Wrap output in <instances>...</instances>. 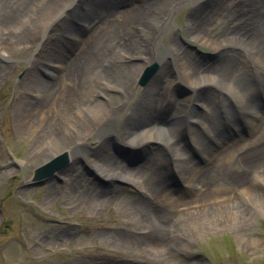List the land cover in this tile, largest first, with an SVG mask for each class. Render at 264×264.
<instances>
[{
  "label": "bare ground",
  "instance_id": "1",
  "mask_svg": "<svg viewBox=\"0 0 264 264\" xmlns=\"http://www.w3.org/2000/svg\"><path fill=\"white\" fill-rule=\"evenodd\" d=\"M131 1L0 0V58L10 60L20 50L38 71V65L45 66L41 77L36 74V69L32 70L28 82L20 87L21 95L13 119L16 129L34 143L27 163H32L41 152L50 156H56L63 150L73 152L89 139L97 148L108 150L116 135L117 140L124 136V141L134 146L163 148L174 166L177 169L181 166L178 170L188 194L199 196L202 208L178 215L172 212L170 204L173 198L166 192V187L163 188L162 183L161 186L148 185L142 170L120 163L112 153L102 161L96 157L89 160L85 156L96 174L112 182L135 185L145 193L141 206L146 216L139 217L142 227L135 230L151 238L149 246L152 250H144L146 254L169 255L166 246L172 242L164 236L167 231L170 233L177 228L175 236L178 237L189 228L199 229L204 220L210 225L220 226L227 222L234 225L232 227L242 225L244 229L240 230H245L255 222L251 209L262 210L264 216V124L256 125L254 121L261 118L264 123V114L254 107L252 101L255 90V93H264V19L261 16L264 7L258 6L263 0H192L198 15L189 19L187 27V38L195 42L207 38L204 43L213 46L214 50L224 46L247 49L263 72L257 89L254 90L250 83L246 91L240 87V81L244 80L243 66L223 69L196 63L191 54L182 51L179 42L174 40L170 47L174 55L172 67L177 70V76L168 79L170 62L159 61V72L164 80L162 85L158 81L157 84L153 82L145 91L147 101L138 100L129 115L115 125L108 121L114 115L109 109L120 106L122 99L109 106L94 98L98 93L104 95L108 89H122L107 75L109 69L119 62L138 59L133 80L139 79L154 60L148 51L139 56L138 48L132 43L143 34L151 48L157 49L161 33L170 24L171 10L188 0H141L139 5L127 10L126 6ZM207 3L211 6L205 9ZM218 20L224 25L221 31L214 24ZM61 44L65 47H59ZM48 61H53V64L46 65ZM250 75L251 72L247 76ZM178 81L185 82L193 90L214 87L223 98L232 99L249 118L257 138L236 151L225 136L226 131L234 126L232 119L216 126V123L207 122L200 113H195L193 108L177 106L172 88ZM163 110L165 117L174 112V118L182 119L177 131L183 127L189 131L191 142L187 141L186 145H189V150L195 149L197 154L199 151L203 155L205 166L201 167L186 149L180 147L176 128L168 127L166 118L155 119V115ZM62 111L68 114L60 118ZM82 123H85L83 128ZM199 125L209 138L206 144L199 143L197 138L201 134L193 129ZM234 162L235 170L223 169ZM27 163L24 166H28ZM220 185L226 188L220 190ZM229 189L228 193H223ZM238 200L252 208L245 207L246 211ZM110 202L111 199L97 195L90 208L102 210ZM202 212L205 213L203 221L199 218Z\"/></svg>",
  "mask_w": 264,
  "mask_h": 264
},
{
  "label": "rangeland",
  "instance_id": "2",
  "mask_svg": "<svg viewBox=\"0 0 264 264\" xmlns=\"http://www.w3.org/2000/svg\"><path fill=\"white\" fill-rule=\"evenodd\" d=\"M191 1L173 7L170 24L161 33L157 49L151 48L143 34L138 35L132 43L138 48L139 56L148 51L154 60L148 68L155 66V69L145 83L142 84L141 79L144 72L139 79L133 80L138 59L119 62L109 69L107 75L122 89H108L104 95L98 93L94 98L109 106L122 99L120 106L109 109L114 113L108 120L112 124L118 125L128 116L138 100L147 101L144 98L145 91L153 82L162 85L164 80L159 72V61L170 62L167 68L168 79L177 76V70L172 67L174 55L170 47L174 40L179 42L182 51L191 54L196 63L223 69L233 65L243 66L244 80L240 81L242 90L246 91L248 83L254 90L260 86L259 80L263 72L253 62L247 49L224 46L214 50L213 46L204 43L207 38H201V42L187 38L189 19L198 15ZM140 2L141 0H132L126 9L130 10ZM208 5L211 6L207 3L205 9ZM258 6L264 7V0L259 1ZM261 16L264 19V12ZM214 24L218 26V31L224 26L219 20L214 21ZM59 47L65 46L61 44ZM28 58L20 50L10 60L0 58V264H264L263 212L251 209V205H246L241 200H238L241 207L251 209V217L255 218V222L245 230H240L244 229L242 225L232 227L234 225L228 222L220 226L210 225L203 221L205 213L202 212L199 218L203 225L199 229H188L186 223L188 231L181 236H175L177 228L170 233L165 232L167 241L172 242V245L169 243L166 246L169 255L145 253L144 250H152L149 246L151 238L135 230L142 227L138 222L139 217L146 216L141 206L146 198L145 193L135 185L112 182L96 174L89 160L96 157L102 161L112 153L120 163L142 170L148 185L161 186L162 183L166 192L172 195L170 205L173 214L181 215L202 208L200 197L188 194L186 184L180 177L181 171L178 170L181 166L177 169L163 148L134 146L124 141V136L117 140L115 135L108 150L97 148L89 139L73 152L63 150L56 156L41 152L32 163H27L34 143L29 136L16 129L13 119L17 112L16 103L21 95L20 87L28 82L30 72L37 70ZM47 63L50 66L53 61ZM38 68L40 70L36 74L41 77L45 66L38 65ZM247 69L251 72L250 76H247L250 74ZM255 92L252 96L254 107L261 109L264 114V93ZM172 96L177 100V106L190 110L193 108L195 113H200L207 122L216 123V126L232 119L234 126L226 131L225 136L236 151L258 136L238 104L230 98H223L214 87L193 90L185 82L178 81L172 88ZM27 97L30 98L29 95ZM206 107L209 108L208 111L205 110ZM66 113L68 114L62 111L60 118L65 117ZM163 114L164 110L155 115V119L166 118L168 127L176 128L175 135L181 143L180 147L186 149L201 167L205 166L203 155L199 151L197 154L193 146V150H189V145H186L187 141L191 142L189 131L184 127L177 131L180 128L179 120L182 119L177 120L171 113L167 117ZM254 121L256 125L264 124L261 118ZM84 124L82 123V128ZM193 129L201 134L197 138L199 143L206 144L209 138L201 125L194 126ZM117 135L119 136L118 131ZM62 155L67 159L63 167L49 176L38 177L39 169ZM70 155L75 159L72 160ZM25 163L28 166H24ZM236 167L234 162L225 165L223 169L235 170ZM219 188L223 190L226 187L220 185ZM231 189L224 190L223 193H228ZM97 195L111 199V202L102 210L93 211L90 204ZM183 229L184 226L181 227L182 232ZM179 239L186 244H182Z\"/></svg>",
  "mask_w": 264,
  "mask_h": 264
},
{
  "label": "water",
  "instance_id": "3",
  "mask_svg": "<svg viewBox=\"0 0 264 264\" xmlns=\"http://www.w3.org/2000/svg\"><path fill=\"white\" fill-rule=\"evenodd\" d=\"M65 163V157H60L53 160L39 171V177L53 173L56 169H59Z\"/></svg>",
  "mask_w": 264,
  "mask_h": 264
}]
</instances>
